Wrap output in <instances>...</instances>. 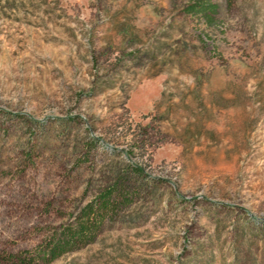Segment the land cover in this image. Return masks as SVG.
<instances>
[{
	"label": "rangeland",
	"instance_id": "obj_1",
	"mask_svg": "<svg viewBox=\"0 0 264 264\" xmlns=\"http://www.w3.org/2000/svg\"><path fill=\"white\" fill-rule=\"evenodd\" d=\"M203 1L0 0L2 256L264 264V0Z\"/></svg>",
	"mask_w": 264,
	"mask_h": 264
},
{
	"label": "trees",
	"instance_id": "obj_2",
	"mask_svg": "<svg viewBox=\"0 0 264 264\" xmlns=\"http://www.w3.org/2000/svg\"><path fill=\"white\" fill-rule=\"evenodd\" d=\"M199 8H195L200 14L206 15V17H210L214 11H216V5L210 4L208 1L200 2ZM109 193V192H108ZM107 198L110 194H107ZM105 201V199H104ZM81 232H74L70 235L65 234L61 237L56 238L55 240H48L43 245L36 248L32 251V255L29 253H22V254H0V263L2 261H11L17 264H34L36 261L43 260L46 263H49L55 260L57 257L61 256L62 254L66 253L72 247L75 246L76 241H78L81 237Z\"/></svg>",
	"mask_w": 264,
	"mask_h": 264
}]
</instances>
